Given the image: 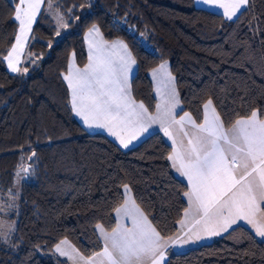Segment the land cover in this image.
I'll list each match as a JSON object with an SVG mask.
<instances>
[{"label": "trees", "instance_id": "1", "mask_svg": "<svg viewBox=\"0 0 264 264\" xmlns=\"http://www.w3.org/2000/svg\"><path fill=\"white\" fill-rule=\"evenodd\" d=\"M17 3L0 0V199L19 193L7 214L13 229L8 245L0 244V264H70L49 253L62 239L83 256L98 252L95 226L114 227L124 185L161 236L174 235L187 186L169 166L170 144L152 132L122 149L86 132L63 79L69 57L86 63L84 33L96 25L105 39L128 45L136 61L130 93L149 111V72L167 60L181 109L197 123L209 99L225 127L254 109L263 118L264 0H249L232 20L194 0H51L68 25L61 37L43 0L18 66L28 67L26 74L10 72L4 60L18 32ZM21 164L32 166L27 178L17 176ZM164 264H264V240L237 224L183 252L168 250Z\"/></svg>", "mask_w": 264, "mask_h": 264}, {"label": "snow or ice", "instance_id": "2", "mask_svg": "<svg viewBox=\"0 0 264 264\" xmlns=\"http://www.w3.org/2000/svg\"><path fill=\"white\" fill-rule=\"evenodd\" d=\"M199 2L223 9L224 17L232 20L249 0ZM41 4L42 0H19L15 5L14 20L19 28L15 43L4 57L12 72L21 71L18 65L24 41ZM48 6L52 7L51 0ZM57 19L60 27L68 26L59 13ZM91 32L100 36L96 25H92ZM135 63L122 41L109 43L102 37L94 40L89 45L88 63L77 68L70 62L64 75L70 90L72 111L86 127L106 130L123 148H128L152 124L158 123L160 130L171 140L167 160L188 182V190L184 192L188 207L184 209V216L194 220L198 229L196 238H200V233L220 235L238 221H244L251 226L256 237L264 239V209L260 206L264 201V119L254 109L225 128L211 99L203 105L202 122L197 123L188 112L176 119L174 111L180 101L174 87L165 96L164 103L156 105V113L149 114L143 103L137 104L131 97L128 73ZM161 73L167 75L169 83L172 82L173 78L166 73V62L153 69V79ZM186 124L190 128H186ZM35 155L33 152L28 159L32 160ZM31 167L30 164H21L17 176L22 172V178H27ZM123 187V203L114 209L116 226L111 231H106L99 223L95 226L104 247L87 258L76 252L83 264H160L164 259L163 249L172 238L165 239L152 227L129 195L128 185ZM123 217L131 220V228L120 223ZM179 223L183 225L185 220ZM65 243L61 241V244ZM56 251L74 259L60 245L56 246Z\"/></svg>", "mask_w": 264, "mask_h": 264}, {"label": "rangeland", "instance_id": "3", "mask_svg": "<svg viewBox=\"0 0 264 264\" xmlns=\"http://www.w3.org/2000/svg\"><path fill=\"white\" fill-rule=\"evenodd\" d=\"M46 9H47L48 13L53 17V19H54V21H55V23L57 25V28H58V31H59V35H57V36L61 37L62 33L64 32V28L65 27H60L59 26V22H58V19H57V13L52 10V7L49 8V6L47 5ZM18 26H19V24H18ZM91 28H90V30H91ZM28 34H29V32H28ZM14 43H15V40H14ZM26 43H27V40L24 41L23 51L25 49ZM22 57H23V52L21 54V62H22ZM5 62H6V66H7V69H8V61L5 60ZM165 62H166V73H169L171 75V77L173 78V75L171 74V72H170V70L168 68L167 60L161 61L159 63V65L156 68H154V69H158L159 66L161 64L165 63ZM24 68L28 69V67L22 66V67H20V69H21L20 72L23 73V74L28 73V71L27 72L23 71ZM149 76H150V81H151V85H152V94H153V96L155 98V100H154V108H153L154 110L152 111V115H154L156 113V105L157 104H163L165 96L168 93H170L172 87H174L175 91H176V87H175V84H174V78H173L172 82L169 83L168 80H167V75H165L164 73H161L157 77V79H153V69H152L149 72ZM157 89H159V92L157 91ZM176 93H177V91H176ZM177 95H178V93H177ZM178 99H179V96H178ZM206 102L207 101H205L204 103H206ZM204 103L202 104V119H203V113H204V109H203ZM181 108H182V105H181ZM202 119H201V121H202ZM262 119H264V117ZM122 192H123V196H124V187H122ZM129 195L133 199L131 191H130ZM5 197L6 198L4 200L0 199V225H3V229H0V244H2V245H8V242H9V236H10L11 231L13 229V222H11L7 218V214L12 213L13 210L15 209L17 199L19 198V193H18V191L14 190L13 195L5 196ZM187 207H188V204H186L185 208H187ZM182 219L185 220V224H183V225L181 223H179V221L182 220ZM241 222H243V223H241ZM194 223L195 222H194L193 219L185 218L184 212H183L181 218L177 222V230H176V234L174 235V237L178 236V238L171 242V244L173 245L171 251L183 252V251H185V250H187V249H189L191 247H195V246H197L199 244L209 242L212 239L220 236L223 233L222 232L220 235H216V236H208V235H206L204 233H200V238L197 239L196 237H197L198 229H197V227L194 226ZM245 223L246 222H244V221H238L237 222V224H241V225L245 224ZM233 226H235V225H233ZM98 234H99V237H100V239L102 241V246H103L104 241L101 238L99 232H98ZM185 240H187L186 243L183 242ZM61 241H66V243L65 244H61ZM57 245H60L61 249L66 251L70 255H72L74 257V259H70L69 255H61L60 252L56 251V246ZM73 249H75V248L72 246V244L67 239H62V240H60V241H58L56 243V245L52 248V250L49 253L57 255V256H59L61 258L66 259L70 264H83V262L79 260V257H76L77 250L75 249V252H73L72 251ZM92 255H90V256H92ZM80 256H83V255L80 254ZM83 257L87 258L86 256H83Z\"/></svg>", "mask_w": 264, "mask_h": 264}, {"label": "crops", "instance_id": "4", "mask_svg": "<svg viewBox=\"0 0 264 264\" xmlns=\"http://www.w3.org/2000/svg\"><path fill=\"white\" fill-rule=\"evenodd\" d=\"M43 1V0H42ZM18 3H19V0H18ZM194 4H195V6L196 7H199V8H204V9H207V10H211V11H214V12H217V13H219V14H221L223 17H224V15H223V9H219V8H217L216 6H213V5H206V4H204V3H201V2H199V0H194ZM42 5V4H41ZM15 13V12H14ZM239 13V12H238ZM38 14V13H37ZM37 14H36V16H37ZM36 18V17H35ZM226 18V17H225ZM234 18V17H233ZM35 20V19H34ZM34 22V21H33ZM33 22H32V24H33ZM19 27V26H18ZM30 32V31H29ZM99 33H100V31H99ZM27 35H29V34H27ZM100 37H102L105 41H107V42H109V43H111L112 41H117V40H119V41H122L124 44H126L122 39H119V38H113V39H105L103 36H102V34L100 33V36H97L96 35V33L95 32H91L90 33V29H88L85 33H84V44H85V50H86V56H87V59H86V63L83 65V66H78L76 63H75V61H74V59H73V56L71 55L70 57H69V61H68V66H67V69H66V71L64 72V74H63V79H64V75L65 74H67V72H68V68H69V63L70 62H72L73 63V65L75 66V67H77V68H83L87 63H88V58H89V45L94 41V40H98V39H100ZM26 41V40H25ZM127 45V44H126ZM127 48H128V51L130 52V49H129V47H128V45H127ZM131 53V52H130ZM131 56H132V53H131ZM132 58H133V56H132ZM134 59V58H133ZM9 69V68H8ZM10 71V70H9ZM134 71H135V64H133L132 65V67H131V70L129 71V73H128V81H129V84H130V79H131V76L133 75V73H134ZM10 72H12V71H10ZM64 82H65V84H66V86H67V82L64 80ZM130 86V85H129ZM67 88H68V86H67ZM68 92H69V97H70V100H71V95H70V90H69V88H68ZM131 97H132V95H131ZM132 99H134L133 97H132ZM135 100V99H134ZM136 101V103L137 104H139V103H141V102H139L138 100H135ZM70 105H71V103H70ZM146 108V107H145ZM154 110V109H153ZM153 110H151V111H149V114H152V111ZM184 112H187V111H182V109H181V103H179V105L177 106V108L175 109V111H174V115H175V117H176V119H179V117L180 116H182L183 114H184ZM189 113V112H188ZM73 114H74V116H75V118H76V120L80 123V125L85 129V131L86 132H89V133H102V134H104V135H106V136H108L113 142H115L120 148H122V149H127V148H123V147H121L120 146V143H119V141L114 137V136H110L109 134H108V132L106 131V130H104V129H97V128H88V127H86L85 125H84V123H83V121H82V119L79 117V116H76L75 115V113L73 112ZM190 114V113H189ZM191 115V114H190ZM191 117H192V115H191ZM203 120V119H202ZM200 122H202V121H200ZM200 122H198V123H200ZM185 127L186 128H190V125H185ZM226 128V127H225ZM152 132H159V133H161V135L163 136V138L170 144V146H171V140H169L168 139V137H166L165 135H164V133H163V131H161L160 130V125L158 124V123H154V124H152L150 127H149V130L146 132V133H143L142 135H139L138 137H137V139H135V140H133L130 144H129V147L128 148H130V147H132V146H134L135 144H137L141 139H143L145 136H147L148 134H150V133H152ZM170 151H171V149H170ZM170 153V152H169ZM169 162V166H170V168H171V170H172V172L174 173V175L176 176V177H178L180 180H182V181H184L185 182V184H186V186H187V184H188V182H187V179L185 178V177H182L172 166H171V162L170 161H168ZM188 190V188L186 189V191ZM184 198H185V201H186V204H188V200H187V197H185L184 196ZM123 203V202H122ZM121 203V204H122ZM260 206H261V209H264V201H262V202H260ZM142 211V210H141ZM145 215V214H144ZM146 216V215H145ZM114 217H115V225H114V227L116 226V222H117V216H116V213H115V211H114ZM148 219V218H147ZM149 221V220H148ZM150 222V221H149ZM120 223L122 224V225H124L125 227H128V228H131L132 227V222H131V220L130 219H128L127 217H123V218H121V220H120ZM241 223H243V222H241ZM152 225V224H151ZM242 225H244V226H246V227H248L251 231H252V228H251V226L250 225H247L246 223L245 224H242ZM153 227V226H152ZM106 231H111V230H106ZM253 232V231H252ZM254 233V232H253ZM176 234V233H175ZM174 234V235H175ZM174 235H172V236H170L171 238H172V240H171V242L172 241H174V240H176L177 238H178V236L177 237H174ZM255 235V234H254ZM165 239H167V238H169V237H164ZM258 239H260V240H264V239H261V238H259V237H257ZM171 242H169L168 244H167V246L163 249V251H164V259L160 262V264H164V262H165V260H166V254H167V251L168 250H172V244H171ZM103 247H104V244H103V246H102V249L101 250H99L98 252H100V251H102L103 250ZM97 253V252H96Z\"/></svg>", "mask_w": 264, "mask_h": 264}, {"label": "built area", "instance_id": "5", "mask_svg": "<svg viewBox=\"0 0 264 264\" xmlns=\"http://www.w3.org/2000/svg\"><path fill=\"white\" fill-rule=\"evenodd\" d=\"M115 23H117V25L119 27H125L124 19H122V20L116 19ZM130 31L132 32V30H130ZM136 38L141 44H144V40H143V38L141 36H137Z\"/></svg>", "mask_w": 264, "mask_h": 264}]
</instances>
